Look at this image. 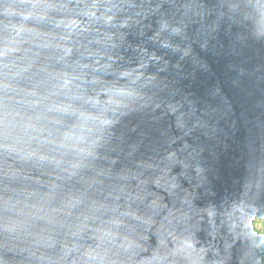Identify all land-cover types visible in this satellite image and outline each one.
<instances>
[{"label":"clouds","instance_id":"clouds-1","mask_svg":"<svg viewBox=\"0 0 264 264\" xmlns=\"http://www.w3.org/2000/svg\"><path fill=\"white\" fill-rule=\"evenodd\" d=\"M143 3L19 0L24 21L61 30V41L78 43L85 37L82 56L91 62H77L73 73L57 74L63 104L44 96L32 106L31 116L0 109V150L61 181L44 206L0 208V264H264V234L247 223L255 210L227 206L245 174L255 178L259 173L264 183V127L257 142L244 143L240 151L236 165L241 174L228 188L214 183L207 116L193 90L194 65L177 50L182 37L167 21L158 20L155 28L143 24ZM247 6L264 19V0H247ZM133 28L139 68L120 55L132 47L127 33ZM25 31L41 35L24 28L17 35ZM7 53L6 48L2 55ZM148 64L155 75H146ZM106 73L110 81L103 79ZM118 99L137 100L140 108L139 122L130 129L135 139L116 153L125 166L117 169V160L105 157L110 167L96 168L92 179L71 184L76 173L64 159L69 137L60 132L62 117L71 115L77 130L90 131L115 115ZM53 111L61 118L49 115ZM257 115L264 124V89L250 100L240 126L256 129ZM83 138L73 139L77 155ZM153 184L164 188L167 203L150 191ZM9 253L12 258L6 259Z\"/></svg>","mask_w":264,"mask_h":264},{"label":"water","instance_id":"water-1","mask_svg":"<svg viewBox=\"0 0 264 264\" xmlns=\"http://www.w3.org/2000/svg\"><path fill=\"white\" fill-rule=\"evenodd\" d=\"M142 7L144 25L155 28L158 20H164L182 37L176 47L186 54L185 59L191 58L197 77L193 90L207 116L206 142L212 151L211 178L214 183L228 188L231 180L241 174L236 160L244 143L255 144L260 137L259 129L264 127L259 115L256 129L240 126L241 114H247L250 100L264 89V19L247 6V0H144ZM24 11L19 0H3L0 4V109L7 106L21 116H31L35 112L32 106L38 104L41 97H52L56 104L65 102L63 96L58 95L61 82L57 74L73 73L77 62L91 61L83 58L86 56L82 47L87 44L85 37L78 43L61 41L58 39L61 30L54 32L51 25L24 21L20 15ZM21 28L32 29L41 35L25 31L18 36L17 31ZM138 43L133 28L127 33V44L132 47L126 46L120 52L123 62L131 68L140 67L133 51ZM6 48L5 56L2 53ZM65 49L70 52L66 53ZM147 68L146 75L156 74L151 64ZM103 79L110 81L111 74L106 73ZM114 112L115 115L107 116L105 123L84 132L76 129L75 117H62L60 132L69 137L68 155L64 159L76 173L71 184L81 178L92 179L96 168L110 167L105 157L117 160V169L125 166L126 162L118 159L116 153L125 141L135 139L130 129L139 122L138 101L118 99ZM49 115L61 118L56 111ZM44 135L48 136V132ZM81 135L84 138L77 147L83 151L77 155L72 143ZM59 183L61 181L49 170L33 167L15 153L0 150V208H19L24 203L44 206L46 197ZM71 184L65 185L66 189ZM130 187L135 189L136 181H132ZM150 191L167 203L164 188L153 184ZM240 204L247 210H255L247 223L250 230L262 234L254 225L256 219L264 220V183L260 182L259 173L255 178L244 175L227 206L230 209L232 205ZM11 258L12 254H7L6 259Z\"/></svg>","mask_w":264,"mask_h":264},{"label":"rangeland","instance_id":"rangeland-1","mask_svg":"<svg viewBox=\"0 0 264 264\" xmlns=\"http://www.w3.org/2000/svg\"><path fill=\"white\" fill-rule=\"evenodd\" d=\"M255 229L259 232L264 234V220L256 219L254 221Z\"/></svg>","mask_w":264,"mask_h":264}]
</instances>
